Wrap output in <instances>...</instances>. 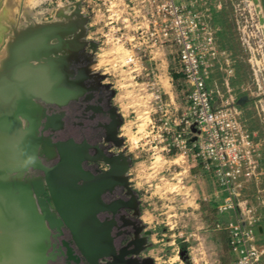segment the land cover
<instances>
[{
	"label": "rangeland",
	"instance_id": "obj_1",
	"mask_svg": "<svg viewBox=\"0 0 264 264\" xmlns=\"http://www.w3.org/2000/svg\"><path fill=\"white\" fill-rule=\"evenodd\" d=\"M85 1L0 0V15L13 14L14 20L4 24L0 67L12 30L52 23L61 8L67 7L72 13L79 6L88 19L86 40L97 43L95 52L90 47L87 52L94 55L95 71L105 77L102 83L115 91L112 104L124 121L120 133L125 145L114 151H124L130 158L128 176L140 212L135 218L144 225L142 235L147 238L142 256L152 257L156 264H264L262 0H185L188 10L199 15L214 37L216 57L206 59L210 65L209 86L229 109H237L241 121L256 136L260 149L255 176L241 189H232L239 192L232 198L191 156L165 150V130L161 126L167 121L173 125V120L186 108V86L178 74L173 49L156 43L157 37L151 35L153 25L133 19L111 23L103 7L100 12V7L88 6ZM137 10L121 8L120 13L135 16ZM79 103L59 109L40 102L49 113H65L58 139L70 136L78 139L73 122L79 113ZM88 167L108 169L103 162L88 163ZM22 175L25 182L42 173L30 170ZM115 196L126 197L121 189ZM43 198L53 208L48 191ZM125 213L133 217L132 210ZM64 234L71 240L67 229ZM132 236L127 234L116 243L123 245Z\"/></svg>",
	"mask_w": 264,
	"mask_h": 264
},
{
	"label": "water",
	"instance_id": "obj_2",
	"mask_svg": "<svg viewBox=\"0 0 264 264\" xmlns=\"http://www.w3.org/2000/svg\"><path fill=\"white\" fill-rule=\"evenodd\" d=\"M73 14L75 19L67 22L19 31L0 67V175L42 173L23 185L17 181L18 192L0 197V224L9 236L7 241L6 236L0 240V260L5 261L2 256L8 252L14 264H47L56 257L54 252L46 255L51 232L57 238L67 229L71 240L63 243L69 260L77 264L83 260L87 264H156L152 257L139 259L147 238L142 235L144 225L135 218L140 212L128 176L130 158L124 151L106 153L98 146L91 155L86 142L58 139L65 113H49L40 104L64 109L82 98L90 102L102 88L109 97L115 95L109 84L102 83L104 75L92 70L95 59L87 48L95 52L97 43L86 40L88 19L79 6ZM87 109L102 111L100 106ZM111 113L115 122L105 141L119 149L124 147L118 137L122 120L116 107ZM44 159L53 162L46 164ZM89 162H103L108 169L90 168ZM119 189L126 197L115 196ZM46 191L53 208L43 198ZM8 206L21 211V216L4 214ZM124 209L132 210L133 217ZM127 234L133 235L131 240L118 247L117 239Z\"/></svg>",
	"mask_w": 264,
	"mask_h": 264
},
{
	"label": "built area",
	"instance_id": "obj_3",
	"mask_svg": "<svg viewBox=\"0 0 264 264\" xmlns=\"http://www.w3.org/2000/svg\"><path fill=\"white\" fill-rule=\"evenodd\" d=\"M83 2V0H81ZM99 11L109 13L111 23L143 21L153 25L156 43L173 49L178 74L185 82L186 108L181 116L161 126L167 153L191 156L193 162L211 174L228 197L239 195L258 167L256 136L241 121L236 108L209 86L208 57L217 50L211 29L199 15L188 10L185 0H86ZM138 8L135 16L123 15L121 8ZM139 13V15H138ZM105 15V14H104ZM155 43V44H156Z\"/></svg>",
	"mask_w": 264,
	"mask_h": 264
},
{
	"label": "flooded vegetation",
	"instance_id": "obj_4",
	"mask_svg": "<svg viewBox=\"0 0 264 264\" xmlns=\"http://www.w3.org/2000/svg\"><path fill=\"white\" fill-rule=\"evenodd\" d=\"M263 7H264V0ZM115 96V95H114ZM113 97H109V92H106L104 88H102L101 92L96 91L94 93V98L90 101H84V99H80L79 103V113L76 115V122H73L75 127H77L78 131V139H75L79 144H83L84 142L88 143L90 145L89 153L91 155L96 154V146H98L100 149H103L106 153H120L114 151L115 143H107L105 141L107 135L109 132L113 131V126L115 119L112 117L111 108L115 107L112 104ZM101 100V102H100ZM88 105H92L94 107L100 106L102 108V111H95L94 109H87ZM118 115L120 114V111L116 108ZM65 118V117H64ZM120 118L122 120L121 125L118 127V137L122 138V135L120 133V130L123 126V118L122 115H120ZM117 120V119H116ZM71 137V136H70ZM67 137L66 139L70 138ZM73 138V137H72ZM63 139V140H66ZM124 145L125 140L123 139ZM91 164V162H89ZM99 168V167H98ZM100 169V168H99ZM106 171V170H102ZM129 209H124L122 211H126ZM109 214V213H107ZM56 235L55 231H52L50 234V238L48 241H46V255L49 256L50 253L54 252L56 254V257L54 260L50 259L47 261V264H77L73 260H69L68 258V249L64 245L63 241H69L64 234V236L55 237ZM126 236V235H125ZM124 238V237H120ZM131 240V239H130ZM129 240V241H130ZM129 241H127L123 245H118V247L125 246ZM147 257H143L142 254L139 256V259H145ZM80 264H83L81 262Z\"/></svg>",
	"mask_w": 264,
	"mask_h": 264
},
{
	"label": "bare ground",
	"instance_id": "obj_5",
	"mask_svg": "<svg viewBox=\"0 0 264 264\" xmlns=\"http://www.w3.org/2000/svg\"><path fill=\"white\" fill-rule=\"evenodd\" d=\"M16 11V10H15ZM10 13H4V14H1L0 15V41H2L3 39V34H4V24H10V22L14 21L13 20V14H10ZM8 15H9V18H8ZM22 15V14H21ZM75 19V16L72 13L68 12V9L67 7H64V8H61V10H59V12L56 14V18H55V21L54 22H58V21H64V22H67L69 20H73ZM33 22V21H32ZM17 27V26H16ZM25 29V28H24ZM23 30V29H22ZM21 31V30H12V33H13V36L11 37V40L9 41V44H8V47L6 48V51H5V55L7 57L8 55V49L10 47V45L12 44V42L14 41V38L15 36L17 35V33ZM12 35V34H11ZM6 42V41H5ZM4 44V43H3ZM5 47V46H3ZM5 57V56H3ZM95 59V58H94ZM3 60V59H2ZM95 64L93 63V65L91 66L92 67V70L94 71V73L96 72L95 71V68H94ZM54 107V106H53ZM57 108V107H56ZM22 124L24 125V127L27 125V121L26 119H22ZM22 172L20 174H17V175H10V174H7V175H0V197L3 195V197L5 198V196H9V193L11 191H16L18 192L19 188L21 186H18V184H16L15 186V183H18L22 181ZM18 181V182H17ZM24 181V180H23ZM21 183V185H23L24 183H27L26 181ZM17 187V188H16ZM2 197V198H3ZM4 200V199H3ZM34 201V200H33ZM38 210V209H37ZM5 213L4 214H7V216H12L13 218L16 217V216H21L20 213H22L21 211H19L18 209H15V208H10V206H8V208H6V210L4 211ZM7 232L5 231V227H3L1 224H0V240L6 236V241L9 240V236L6 234ZM10 237H11V234H10ZM9 245V244H8ZM4 249H5V252H7V242L4 246ZM3 251V250H2ZM4 253V252H3ZM13 257L12 255L4 253L2 258L6 259L5 261H1L0 260V264H14L11 260H13Z\"/></svg>",
	"mask_w": 264,
	"mask_h": 264
}]
</instances>
